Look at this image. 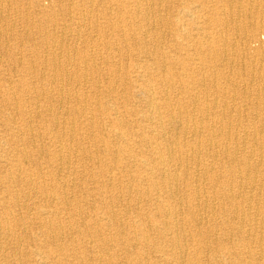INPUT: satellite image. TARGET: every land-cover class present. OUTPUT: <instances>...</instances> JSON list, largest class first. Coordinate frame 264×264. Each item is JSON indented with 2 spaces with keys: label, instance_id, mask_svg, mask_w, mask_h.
I'll list each match as a JSON object with an SVG mask.
<instances>
[{
  "label": "bare ground",
  "instance_id": "6f19581e",
  "mask_svg": "<svg viewBox=\"0 0 264 264\" xmlns=\"http://www.w3.org/2000/svg\"><path fill=\"white\" fill-rule=\"evenodd\" d=\"M17 28L0 264H264V0H0Z\"/></svg>",
  "mask_w": 264,
  "mask_h": 264
},
{
  "label": "rangeland",
  "instance_id": "374dc122",
  "mask_svg": "<svg viewBox=\"0 0 264 264\" xmlns=\"http://www.w3.org/2000/svg\"><path fill=\"white\" fill-rule=\"evenodd\" d=\"M36 1H43L44 3L51 2V0H36ZM18 31L20 32L21 29L17 28V32L13 33L11 36H8L6 38L7 41H5L4 36L1 35V38H0V57H2L3 55L6 56L5 51H9V53H12L16 57L19 56L20 52L18 53L17 50L20 49L22 47V45H21V43L19 44V42H20L19 40H20L21 36L19 35ZM24 53L28 54L26 51ZM3 59L5 61V58H3ZM21 70H24V69H21ZM15 71L16 70L9 63L1 62V64H0V83L5 81V80H8V79L11 81H16L19 77L17 78V75H16L17 71L16 72Z\"/></svg>",
  "mask_w": 264,
  "mask_h": 264
}]
</instances>
